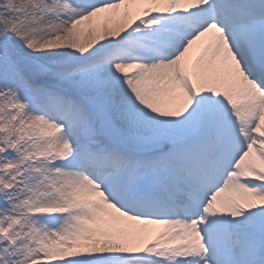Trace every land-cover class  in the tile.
Listing matches in <instances>:
<instances>
[{
  "label": "snow or ice",
  "instance_id": "snow-or-ice-1",
  "mask_svg": "<svg viewBox=\"0 0 264 264\" xmlns=\"http://www.w3.org/2000/svg\"><path fill=\"white\" fill-rule=\"evenodd\" d=\"M0 264H264V0H0Z\"/></svg>",
  "mask_w": 264,
  "mask_h": 264
}]
</instances>
